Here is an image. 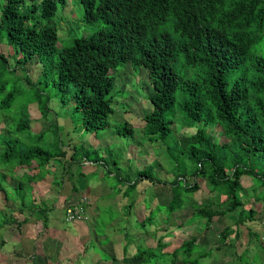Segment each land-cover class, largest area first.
<instances>
[{"label":"trees","instance_id":"trees-1","mask_svg":"<svg viewBox=\"0 0 264 264\" xmlns=\"http://www.w3.org/2000/svg\"><path fill=\"white\" fill-rule=\"evenodd\" d=\"M68 2L0 0V46L9 49L6 57L13 61L10 69L0 51V77L20 69L29 89L35 87L37 83L31 82L25 67L34 60L46 86L50 83L71 96L84 134H97L110 127L109 119L115 113L112 71L121 64L145 69L153 91L148 96L151 109L142 118L143 135L150 142L171 141L166 146L174 164V178L169 182V217L184 209V198L197 192L203 179L211 192L224 199L216 205L193 206L192 222L204 221V228L209 230L214 217L234 213L237 225L254 221L256 212L246 208L240 196L241 182L247 179L254 185L250 189L253 200L264 202V0H76L82 22L96 30L74 38L65 48L59 46L56 29L43 24L55 16L58 5L64 8ZM165 24L173 33L165 31ZM8 83H0L3 112L14 101V86L7 90ZM34 95L37 102L42 100L40 93ZM48 102L46 98L42 104L45 109ZM171 124L193 132L176 137ZM29 127L26 119L15 132L21 134ZM208 128H219L223 141L210 138ZM7 132L14 133L11 127ZM17 134L0 135V169L5 170L0 171V193L5 200H19L23 207L30 202V196L16 192L10 196V179L15 181L13 191H19L24 183L19 181L22 175L18 177L16 173L33 172L27 179V194H31L29 184L37 181L34 171L42 167L49 170L52 160L60 158L64 151L53 155L38 147L16 150ZM116 134L133 138L134 130L125 123ZM40 135L42 139L44 134ZM189 177L193 180L187 185ZM119 181L128 183L126 192H132L140 181L166 183L156 179L152 170L139 172L132 183ZM30 206L35 207L33 203ZM0 218L2 228L5 219L2 214ZM146 224H150L148 219L137 227L143 230ZM231 234L237 237L236 232L225 227L219 243L234 244ZM247 236L248 245L252 238L259 240L249 230ZM197 239L192 235L175 247L168 256L169 264H200L210 250L201 248ZM145 252L140 251L137 257ZM242 253L238 260L253 264L247 261L248 255L241 259L248 254L246 249ZM157 256L151 255L150 259Z\"/></svg>","mask_w":264,"mask_h":264},{"label":"rangeland","instance_id":"rangeland-1","mask_svg":"<svg viewBox=\"0 0 264 264\" xmlns=\"http://www.w3.org/2000/svg\"><path fill=\"white\" fill-rule=\"evenodd\" d=\"M43 25H48L56 29L59 38V46L65 48H68L71 45V42L74 38L84 37L90 32L96 30V28L90 30V28H87L82 22L81 7L78 5L76 0H69L68 6L64 8L61 5H58L55 16L50 21L44 22ZM163 28L165 31L173 33L169 24H165ZM0 51L5 57L7 54H9V49L5 46H0ZM6 58L8 60L9 68L13 69V61L8 57ZM25 67L28 70L27 76L30 78L31 82L37 83L35 87L29 89L30 85L27 84L25 80V73L20 69L17 70L15 74H8L6 72L2 77H0V83L6 81L9 82L7 90H10L11 86H14L15 90L14 101L10 109L6 112L0 111V135L7 137L14 136V133L17 134V132H15V128L19 124L24 122L26 119H29L30 122L29 129H23L21 134H17L19 144L16 145V150L20 147H38L39 149H47L51 151L53 155L58 154L60 150L62 151L61 147L63 143L65 144V136L68 133L74 141L69 148H67V145H64L63 150L67 151V153H70L73 146L76 144V149L79 153L83 152V147L89 152L88 158L90 160L95 159V156L97 155L102 156V160L107 163L109 167H111L113 172L117 173L116 179H114L113 175L105 176L102 179L100 176L93 177L92 175L90 176L91 183L96 181L100 184L112 186L117 184L120 177L122 179L128 180V182L131 183L135 179L134 177L137 178V174L143 170H152L153 175L158 180L164 182H171L173 180V156H171L166 150L167 144H170L171 141L167 139L166 142H163L160 139H157L154 142H150L143 135L142 128L144 123L142 118L147 113H149L151 109V103H149L148 96L153 91L150 79L148 77L149 75L145 69H135L130 64H121L112 71V75L115 78L116 84V88L112 93L115 113L109 119L110 127L95 134L98 135V139H101L110 145L108 148H106V150L101 151L103 147L95 146L96 141L92 138L94 133H92V135L84 134L81 128L80 115L75 112L74 101L71 99V96L69 94H62L50 83L48 86H46L42 79L41 68L34 60L27 63ZM14 81L17 82V84ZM34 92L40 93L42 97L40 102H37V96L34 95ZM5 95L6 94H3V97ZM46 98H49V102L47 103L48 109H45L44 106H42ZM125 123L127 126L134 129L135 134L133 139L119 135H115L114 137V133H116L117 129H119V127ZM171 126L176 137L182 134H190L193 132L192 129H185L184 127L180 126V124H171ZM10 127L14 133L7 132ZM55 129H61V132L58 133L55 131ZM207 133L209 134L210 138L215 141H223L224 139L221 136V130L219 128H208ZM40 134H44L42 139ZM61 135L62 138L60 137ZM77 136L79 141L85 142H76ZM88 145H91L92 148ZM87 151L85 153H87ZM174 154L175 152H173V155ZM56 170V173H60L61 168H57ZM0 171L4 172L5 170L0 169ZM41 171L42 173L40 174ZM49 172L50 171L47 168H44L43 170V167L34 171V173L37 174V180H40L41 177L46 176ZM21 173L22 171H18L17 175H22L19 181L24 183V186H21L19 191H13L12 188L15 181L10 179L7 188L10 196H12V194L15 192L17 194L26 193L27 196H30V193L27 194V179L29 176L32 177L33 172L28 175H25V171L24 173ZM51 180L52 174L50 173L49 177L44 178L42 183ZM192 180V177L187 178L186 184H190ZM32 184L36 190L40 188L36 182ZM160 184L161 183L148 184L143 182L136 192L132 193L130 190H128L127 197L123 196V191L125 190V188H123L118 195L120 196V199L124 201L122 206L112 205L111 202H108L103 198L102 203L106 204L101 209V214L103 215L102 219L97 217L94 221H85V224L91 222L90 228L94 227L96 230L100 228V231H104L106 229V222L110 221L111 218L117 219L119 222L117 226L120 227L119 231L121 234L125 231L131 232L132 229L142 234L145 232L152 233L154 231V233L151 235V241L154 243L156 233H160L159 230L163 231L164 229H167L162 225L169 222V225L167 224L169 230V241L172 242L171 247L173 248L178 247L182 241L189 239L193 235L198 238V241L205 239V242H203L202 246H205L208 250L213 252L212 264H245L238 260V255L244 252L245 249L248 254L244 253L245 255L241 258L242 260H245L247 255L251 258L254 253H257L256 257L254 258L248 259L247 257V261L249 260V262L253 264H264V202L253 200L252 191L250 189L254 185H252L251 181L247 179L242 180L241 184L243 192L241 193L240 197L242 200H244L246 208H252L256 212L253 219L254 221H245L244 224L237 225L236 213L226 214L223 216L214 217L209 230L208 228H204V221L194 222V220L192 222V213L194 210L193 206L201 204H220L224 199L223 195L217 194L216 192H211V186L207 183V181L202 179L200 182V189L194 194L189 195V198H184V209L179 210L169 217V209L167 208V205L169 204L172 197V189L169 186H166V189H168V194H166L164 191L165 186ZM120 185L128 186V183L125 184L122 181ZM51 187L52 185L50 183H46L47 190H50ZM116 187L118 189L119 185L117 184ZM78 188L79 187L77 186V189ZM257 188L258 190H261V188ZM117 194L118 190L113 193V196H116ZM3 195L4 194L1 192L0 216L2 214L5 219V226L2 228H6L7 230L10 225H15L16 222L21 220V216L23 215L18 211V209H20V205L17 203L8 202L4 199ZM151 195L157 196L159 198L155 200V202L153 201V199H155L154 197H152L151 201L144 200L150 199L149 197H151ZM142 200H144V206L147 209L140 208L141 210H138L139 215L143 217V219L148 216V223L151 221L150 224H146L144 228L146 231H143L141 227L135 226L136 224L133 226V219H135L134 212L136 209H134L132 213L128 208V205H131L133 201L142 202ZM159 200H161L163 203H159ZM152 201L153 203H151ZM131 213L132 216H130ZM86 216L88 219H90L89 215ZM50 218L51 217L48 218V221ZM58 222L60 223L59 220ZM35 225L36 230L38 227L40 228V225H37L36 223ZM46 226L47 228L44 226L46 229L43 227L44 232H48V230H50L48 229V225ZM150 226L152 227V230H150ZM225 227H230L232 232H236L237 237H235L234 234L230 235V239L234 244L227 246L226 243L228 242L225 244L219 243L220 233ZM13 228L7 232H0V258L2 255L5 257V254L7 257L8 254H11V252L14 254L21 252V248H23L25 245L24 239L22 241L17 234V230H19L17 229V226L15 225ZM248 230L259 236V240L252 238V242L250 241L249 245L247 244ZM96 234L99 233L96 232ZM85 236L88 237L90 235L87 234ZM45 237H48L46 233L44 234L43 239L32 242L35 243V248L37 246H39L41 249L42 246L46 248L50 240L44 239ZM109 237L111 238L112 235H109ZM89 239L91 240V236ZM86 241L83 243L86 244ZM157 242L158 241L152 244V248L156 247ZM7 245H9V247ZM91 245H89V249H92L93 252H95L99 257L104 254L99 250L100 247H97L94 245V243ZM135 245H139L138 240L136 241ZM147 248H149V246L142 248L140 247L138 249V253ZM165 248H169V245H167ZM155 249L156 251L146 250L144 254H141L138 257L134 255L133 258L138 260L136 264H160L158 257L156 259H150L151 255L157 256L159 254V248ZM7 258H9V256ZM140 258L144 259L143 263H139ZM209 258L210 257L208 255L199 263L211 264ZM77 264H84V262H78ZM177 264H180V261Z\"/></svg>","mask_w":264,"mask_h":264},{"label":"crops","instance_id":"crops-1","mask_svg":"<svg viewBox=\"0 0 264 264\" xmlns=\"http://www.w3.org/2000/svg\"><path fill=\"white\" fill-rule=\"evenodd\" d=\"M58 130L59 132H61V129ZM85 135H92V133H88ZM115 135L117 134L114 133V137ZM78 136L77 139L75 138L76 142L84 143L85 141L78 140ZM60 137L62 138V135ZM65 137V144H62V151H64L63 155L58 159L52 160L50 164L51 166H49L50 172L40 180L33 181L29 184V186H31V194L29 197L30 202L28 204H24L22 207L19 200H17L16 202H12L11 199L7 200L10 203H17L20 205V209H18V211L21 212L23 216H21L22 219L19 220L18 223L21 222V224L20 226H17L15 223V225L17 226V229H19L17 230V234L22 241L24 239L25 245L23 248H21V252L15 254L11 252V254H8L7 257L9 256V258L6 257V254L5 257L2 255V257L0 258V261L2 262H0V264H77L78 262H84V264H136L138 260H135L133 256L138 255V249L140 247L142 248L149 246V248L145 250L150 249L156 251L155 248H157L159 245H161L163 248L162 250H159V254L157 257H164V259H160V264H169L168 256L174 249L173 247H171L172 242L169 241V230L167 226V224L169 225V222L162 225L167 229H164L163 231L159 230L160 233H156L154 243L156 241L158 242L155 248H152V244L154 243L151 241V235L154 233V231L152 233L145 232L142 234L132 229L131 232L125 231L121 234L119 231L120 227L117 226L119 222L117 219L113 218H111L110 221L106 222V229L104 231H100V228H98L97 230L94 229V227L90 228L91 222L85 224V221H94L97 217L102 219L103 215L101 214V209L106 204L102 203L103 198L108 202H111L112 205L122 206L124 201L120 199V196L118 195L121 190L125 188V190L123 191V196L127 197L126 190L128 189V186L120 185V181L117 182V184L119 185L118 189L116 187L117 184L107 186L105 184H100L99 182L97 183L96 181H93L91 183L90 176L92 175L93 177L100 176L101 179L105 176L113 175L114 179H116L117 173L113 172L111 167H109L108 164L102 160V156L97 155L95 156V159L90 160L88 158L89 152L83 147V152L79 153L76 149V144L73 146L72 151L70 153H67V151L63 150L64 145H67V148H69L74 140H72L71 136L68 133ZM92 138L96 141V147H103L101 151L106 150V148L110 146L109 143L98 139V135L94 134ZM88 146L92 148L91 145ZM86 151L87 153H85ZM57 168H61L60 173H56ZM22 173L24 172L22 171ZM50 173L52 174V180L42 183V181H44V178L49 177ZM17 176L19 177V175ZM119 180L125 179H122L120 177ZM34 182H36V184L40 187L39 189L36 190L34 188L32 184ZM143 182L151 184L146 181H140L139 183H137L136 187L133 188L132 193L136 192ZM46 183H50L53 189L51 187L50 190H47ZM160 185L165 186L164 191L166 194H168V189H166V186H169V182ZM77 186L79 187L78 189ZM117 190L118 194L116 196H113V193ZM83 197H87L89 200V205L86 207L85 212L86 215L90 216V219L85 216V219L83 218L82 220L73 223L65 222V208L69 205L78 204ZM152 197L155 198L153 199L154 202L159 198L157 196L151 195V197H149L150 199L144 200L151 201ZM144 200H142V202L133 201L131 205H128L130 212L133 213V210L136 209L134 212L135 219H133V226L135 224V226H137L139 223L142 224L147 222L148 216L143 219V217L139 215L138 211L142 208L147 209L144 206ZM153 201L151 203H153ZM32 203L35 207L30 206ZM159 203L162 204L163 202L159 200ZM42 210H44L45 213L42 212ZM38 213L39 215H37ZM132 213L130 214V216H132ZM44 217H46L44 222L46 225H48V229H50L48 230V232H44L43 230L45 227L47 228L46 225H43ZM49 217L51 218L48 221ZM58 220L60 221V223L58 222ZM35 223L37 225H40V228L38 227L37 230L35 227ZM15 225H10L7 230L6 228L0 227V232H7L8 230L15 227ZM150 230H152L151 226ZM143 231L146 230L143 229ZM96 232H98L99 234H96ZM45 233L48 235V237H45L44 239L50 240L46 248H44L43 246L42 249L39 248V246L35 248V243L32 242L43 239ZM87 234L91 236V240L89 239L90 236H85ZM109 235H112V237L110 238ZM123 240L125 241V243ZM137 240L139 241V245L136 246L135 244ZM84 241H86V244L83 243ZM203 242H205V239L198 241L201 248L207 249L205 246H202ZM93 243L97 247H100L99 250L104 253L101 257L93 252L92 249H89V245ZM169 244V248H165ZM7 246L9 247V245ZM207 254L210 257L209 260L212 264L213 252L210 250L209 252H207ZM140 259L139 263H143L144 259Z\"/></svg>","mask_w":264,"mask_h":264},{"label":"built area","instance_id":"built-area-1","mask_svg":"<svg viewBox=\"0 0 264 264\" xmlns=\"http://www.w3.org/2000/svg\"><path fill=\"white\" fill-rule=\"evenodd\" d=\"M81 202V203H80ZM76 205H69L65 208L64 219L67 223H73L85 219L86 207L89 205L87 197H83Z\"/></svg>","mask_w":264,"mask_h":264},{"label":"clouds","instance_id":"clouds-1","mask_svg":"<svg viewBox=\"0 0 264 264\" xmlns=\"http://www.w3.org/2000/svg\"><path fill=\"white\" fill-rule=\"evenodd\" d=\"M188 44H190V43H192V41H189V42H187ZM197 46H199V45H197ZM224 48V47H223ZM182 60V59H181ZM150 79V78H149ZM150 82H151V80H150Z\"/></svg>","mask_w":264,"mask_h":264}]
</instances>
